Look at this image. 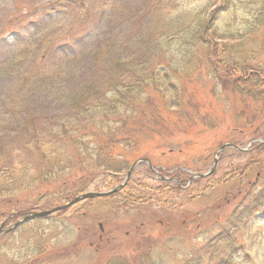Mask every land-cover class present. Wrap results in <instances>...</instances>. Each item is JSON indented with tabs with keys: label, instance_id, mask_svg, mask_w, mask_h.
Returning <instances> with one entry per match:
<instances>
[{
	"label": "rangeland",
	"instance_id": "374dc122",
	"mask_svg": "<svg viewBox=\"0 0 264 264\" xmlns=\"http://www.w3.org/2000/svg\"><path fill=\"white\" fill-rule=\"evenodd\" d=\"M218 3L0 0V185L6 186L0 190V264H188L205 244L208 255H199L197 264L226 262L230 250L218 241L220 224L264 174V145L216 151L264 139V85L243 82L247 68L264 77V38H215L210 51L202 40L209 41L211 30L195 35ZM116 59L125 69L117 76L121 85L144 82L145 97L132 104L133 119L122 138L115 136L121 141L109 142L111 158L95 159L99 167L78 164L76 148L57 135L66 127L69 135L98 136L101 118L92 123L95 111L72 112L74 98L103 83ZM235 59L245 71L232 65ZM161 68L170 73L168 87L152 81ZM110 96L87 106L103 107L115 123ZM27 131L35 137H24ZM44 159L66 167L57 177L43 176ZM212 167L210 175L188 182ZM178 178L187 182L178 187ZM123 183L118 195L84 199L6 231L25 213ZM259 219L264 223V213ZM241 238L239 232L230 242H249L250 252L244 258L239 250L236 264H264V227L255 240Z\"/></svg>",
	"mask_w": 264,
	"mask_h": 264
},
{
	"label": "trees",
	"instance_id": "16d2710c",
	"mask_svg": "<svg viewBox=\"0 0 264 264\" xmlns=\"http://www.w3.org/2000/svg\"><path fill=\"white\" fill-rule=\"evenodd\" d=\"M218 2L219 3L216 6L213 14L208 15L206 18H204V20H202V22H200L199 32L197 33L196 31L197 35H195L203 37L207 30H211L209 33V41L206 42L205 40H202L203 44H207V46L210 45V51L211 44H214L213 40H215V38L220 40H234L237 38H242L247 34H252L251 38H254L255 41L260 39L258 37L260 34H262L261 37L264 38V0H218ZM210 41H212V43ZM236 60L237 59L231 62L232 65H236V67H240L245 71L247 65L243 64V61L241 60ZM110 64L111 70L109 76H107L105 79L106 81L104 80V82L100 83V85H88L83 92L79 93V95L74 98L75 105L72 109V112H75V114H82L81 116L85 117L89 116V112L91 113V111H95L93 116H91L90 121L92 123H96L97 119L101 118V123L96 124L98 127V136L92 135V137L89 139V133H79V135H81L80 137H77V133L75 135H69L66 127H62V130H60L59 134L57 135V139L63 138L65 143L69 142L76 148L78 164L83 162H86V164H92L95 162L99 167L101 164H98L95 159L100 156H107L111 158V154L109 153V149H111L109 147V142L112 143L113 140V142L119 143L121 141H119V139L115 136L119 135L121 137L122 129L133 119V117H131L132 112H134V109L132 110L131 108L132 104H139V101L145 97L147 85L144 82H139V87L136 85H127L125 87L122 86L117 76L121 75V72L124 73L125 69L122 68V64L119 59L111 61ZM246 71L247 72H244V75H247V77L246 80H243L244 83H251V86L253 85L254 87L264 85V77H259L257 73H253L251 76L248 72L249 68H247ZM169 74V72L161 68L158 71L152 73L151 78L153 83H156L155 80L159 78V81L168 87V85L171 84L168 82ZM235 82L242 84V79L239 78ZM174 89L171 92H173L174 97L178 99L180 94L178 93L177 89ZM106 96H110L108 101L110 103L107 105H111L113 107V111L118 114L116 116L115 123H112L110 120L108 121L110 116L103 115L102 113L104 112L101 113L100 109H103V107L98 106L97 109H91L89 105L87 106V103L92 102V99L95 98L99 99L100 101H106L104 98ZM101 106H103V103H101ZM120 106H124V109H119ZM97 110L100 112L97 113ZM118 112H120L122 115H119ZM128 113L131 115H128ZM83 119L84 118L82 117V120ZM85 122L88 123L87 121ZM80 125L84 126L83 122H80ZM118 127L119 129H117ZM75 131H79V128H77ZM22 134L27 138L35 137L32 132L28 134V131L27 133L23 132ZM94 137H97V139H95L96 142H91V140H94ZM101 138H104L106 142H101ZM35 139L36 138H34V140ZM252 146L249 149H251ZM44 161L45 163L43 162L44 165L41 173L46 177L52 175L57 177L58 173L62 172L66 167V165L60 164V162L55 164L51 163L48 165V162L50 163L51 161L45 159ZM104 165L106 166V169H111L109 167L113 165V161L108 163V160H106L104 161ZM123 167L125 168V166ZM125 169L127 170L128 166ZM107 171L111 172L110 170ZM185 182H187V180L180 178L174 181L175 185L178 187ZM5 187L6 186L3 184L0 185V190L4 189ZM121 191L122 190L118 191L115 195H118ZM260 213H264V174H262V172H259L256 180L252 182L249 188H247V190L244 192L242 200L232 210L228 218L220 224L219 231L221 232L218 235V241H224L227 243L230 250L229 258L224 264H236L235 260L238 258L239 250L243 251L242 257L245 258L249 256L250 245L248 247V240H255L264 227V223L259 219ZM239 232L242 234L241 239H245L248 243L245 244L241 242L239 243L240 246L237 247L234 246L230 241H232L233 238H236ZM214 238L213 239L216 242V235ZM208 252V244L203 245L201 248V253H196L198 258L191 259L188 264L199 263V258L201 257L199 255H208ZM194 260H196L195 263Z\"/></svg>",
	"mask_w": 264,
	"mask_h": 264
},
{
	"label": "water",
	"instance_id": "95a60500",
	"mask_svg": "<svg viewBox=\"0 0 264 264\" xmlns=\"http://www.w3.org/2000/svg\"><path fill=\"white\" fill-rule=\"evenodd\" d=\"M252 142H254V140H252V141H250V143H249V145L248 146H250V144L252 143ZM260 143H262V144H264V140H260L259 141ZM226 146H228V145H222L219 149H218V151H220V150H222L224 147H226ZM217 151V152H218ZM142 160H144V159H141V161ZM140 161V160H139ZM138 162V161H137ZM146 162H148V160H146ZM149 163V162H148ZM135 165V163L132 165V167ZM132 167H131V169H132ZM130 169V170H131ZM212 170H213V168L209 171V172H207V173H204V174H194L193 176L195 177H200V178H202V177H204V176H207V175H209L211 172H212ZM129 173H130V171L127 173V177L129 176ZM118 188H120V187H117V189ZM117 189H115V190H117ZM115 190H111V191H107V192H86V193H83V194H81V195H78L77 197H75L73 200H71L69 203H67V204H65V205H62V206H59V207H56V208H54V209H52L51 211H54V210H59V209H63V208H65V207H67V206H69V205H71V204H73V203H75V202H77V201H79V200H81V199H85V198H91V197H98V196H103V195H106V194H110V193H112L113 191H115ZM51 211H42V212H33V213H30V214H27L23 219L25 220V219H28V218H31V217H36V216H44V215H47L48 213H50Z\"/></svg>",
	"mask_w": 264,
	"mask_h": 264
}]
</instances>
